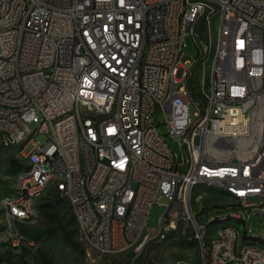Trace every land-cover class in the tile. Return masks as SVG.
I'll return each mask as SVG.
<instances>
[{
  "label": "built area",
  "instance_id": "built-area-1",
  "mask_svg": "<svg viewBox=\"0 0 264 264\" xmlns=\"http://www.w3.org/2000/svg\"><path fill=\"white\" fill-rule=\"evenodd\" d=\"M24 7H31L29 19H21ZM187 36L198 47L191 60L183 58ZM138 38H146L143 59H136ZM207 48H215L211 86L202 83ZM153 92L167 98L165 124L179 152L160 137ZM66 108L76 115L48 132L47 122ZM26 133H33L36 167L20 169V195L2 201L12 230L37 219V193L45 176L57 175L50 186L79 211L76 224L97 251L141 250L152 236L145 230L150 211L165 198L159 238L182 224L200 243V257L213 249L206 264H264V251L240 252L241 239H264L248 226L253 215L264 225V0H0V143ZM41 133L45 140L35 142ZM73 141H81L85 165ZM62 180H71V189ZM194 182L215 183L228 202L206 203V192L190 197ZM232 219L244 223L243 238L222 231L215 247H205L209 226ZM36 244L27 239L26 247Z\"/></svg>",
  "mask_w": 264,
  "mask_h": 264
},
{
  "label": "rangeland",
  "instance_id": "rangeland-1",
  "mask_svg": "<svg viewBox=\"0 0 264 264\" xmlns=\"http://www.w3.org/2000/svg\"><path fill=\"white\" fill-rule=\"evenodd\" d=\"M197 54L198 47L195 41L191 36H187L186 46L184 47V60H191ZM212 62L213 59L211 56L206 65L207 75H209V66H212ZM193 113L194 107H191L192 116ZM45 138L46 136L41 133L35 137V142H43ZM34 145L35 143L31 141L23 151L29 153ZM14 159L22 166H25V163L19 157L18 148L4 147L0 143V264H174L180 257L190 258L196 261V264H200L201 259L198 244L188 239L191 235L188 226L184 229V226L179 224L176 230L166 235L165 239L159 238L156 234L160 228V218L164 212V207L160 204H155L150 211L145 230L152 236L139 251L130 250L123 253H102L97 251L90 247L87 242L81 240L77 225L74 224L70 229L73 230L74 237L81 244L82 252H78L65 240L62 230L56 223H49L44 216L42 218V212L41 219L35 225L19 227L20 229L22 228L21 231L27 239H35L34 236H36L38 238L37 244L31 248L26 247V240L19 247L12 246L7 236L5 208L1 201L14 190L15 172L14 165L12 164ZM49 191H51L50 184L46 187L42 202L52 199L53 195L48 193ZM227 199V196L221 192L212 191L211 196L206 199V203L216 201L222 204L227 203ZM164 202H166L165 198H163ZM193 205H198V203L194 202ZM55 209L66 218L68 217L69 208L66 202L56 203ZM202 216L203 214L199 215V220H201ZM233 224L238 228L239 237L243 238L245 233L244 223L233 220ZM213 226L214 228H220L222 223ZM248 226L256 235H261L264 231V225L261 223V217L259 215H253L248 221ZM213 229L210 230L211 237L215 238L219 230L215 229L213 231ZM251 241L264 249V241L259 238ZM249 242L250 240L241 239L240 246L247 245Z\"/></svg>",
  "mask_w": 264,
  "mask_h": 264
},
{
  "label": "bare ground",
  "instance_id": "bare-ground-1",
  "mask_svg": "<svg viewBox=\"0 0 264 264\" xmlns=\"http://www.w3.org/2000/svg\"><path fill=\"white\" fill-rule=\"evenodd\" d=\"M11 1H18V0H11ZM98 4V0H89V5H96ZM31 15V7H24L21 9V19H29ZM146 46V38H138V45H136V59H143L145 58V48ZM212 56V59L215 58V48H207L204 54V64H201V71H202V83L204 86H211V76L207 75V62L209 58ZM213 63V62H212ZM166 70H174V60H166ZM161 85H168V75H161ZM151 104H156L154 106V115L156 117V126L158 127V131L160 132V137L163 138V143L166 145L168 151L171 152H179V143L175 141V137L173 135V130L170 128V125H166V117L169 116V109L167 105V98H161L160 92H153L151 97ZM76 115V108H66L61 113H56L52 117V121L47 122V129L48 132H56L57 125H60L63 121H68L70 118ZM104 118L105 119H113V110H105L104 111ZM33 141V133H26L21 137L17 142V135L16 134H9V140L6 142V147H14L18 148L19 150V157L21 161L25 163V166H22L21 169H31L36 167V158H32L31 152L25 153L23 150L24 148ZM117 144L119 145H126V138L125 137H117ZM73 154H78V165H85V151H82L81 141H73ZM20 170L15 173L14 176V190L10 194L5 197H18L21 192V183L19 179ZM45 183L40 191L37 193V203H40L41 197L45 194L46 187L50 185H56L57 183V175H50L45 176ZM62 187L64 189H71V180H62ZM51 191H54V186H51ZM212 191H218V186H216L213 182H194L192 186L189 187V195L190 197H197L200 192L211 193ZM61 197H63V190H56ZM85 198L86 200H93V193L92 190H85ZM4 199V198H3ZM2 199V201H3ZM3 207L5 208V219L7 224V236L8 240L14 247H19L23 245L27 238L21 231L19 227H15V231L12 230L11 226V216L10 211L5 207L4 202H2ZM198 203L200 205V198H193V204ZM160 204L164 207L165 210V203H156ZM74 217L79 218V211L77 209H72ZM41 219V209L38 206V216L37 219L35 217H28L27 225H35ZM233 220L240 219H232L230 220H215L213 225L222 223L220 228H214V226H209V233L210 235H206L204 238V246L205 247H215L216 246V237H211L210 230L213 231L219 230L222 231H236V238L239 237L238 228L235 227L233 224ZM243 223L242 221H240ZM77 228L80 232L81 240L87 242L86 233L80 231V227L78 224ZM245 232V230H244ZM106 234L107 235H114V227H106ZM17 236H22L25 238H19L16 243ZM245 235V233H244ZM259 237H247L243 238L244 240H250L247 245L240 246V252H247L250 248H253L258 251H264L260 246L254 244L251 240ZM31 239V238H30ZM189 240L195 241V236L190 235L188 237ZM260 240L264 241V239L259 238ZM198 244V249L200 256H202V247L200 243ZM142 246V238H134L133 239V247H141ZM107 247H114V236H107ZM213 256V249H205L204 250V257H200L201 262L200 264H206L205 259H211ZM183 262V257L178 258L174 264H181ZM196 261H193V264Z\"/></svg>",
  "mask_w": 264,
  "mask_h": 264
},
{
  "label": "trees",
  "instance_id": "trees-1",
  "mask_svg": "<svg viewBox=\"0 0 264 264\" xmlns=\"http://www.w3.org/2000/svg\"><path fill=\"white\" fill-rule=\"evenodd\" d=\"M193 92H194L195 96L199 97L202 100V103H205V98L203 96L195 93L194 90H193ZM12 164L14 165V172L15 173L22 167V165L19 164L15 159L13 160ZM48 193H51L53 195L52 199L50 201L42 202V200L44 199V196H43L41 201H40V204H39V207H40L41 212H42V218L44 216V218H46L49 223H56L59 226V228L62 230V234H63L65 240L76 251L82 252V247H81L80 242L74 237L73 230L70 229V227H72V225L76 224V221H75V217L73 215V212H72V209H71L69 202L67 201V199L61 197L58 192L49 191ZM61 202H66L68 205L69 211H68V217L67 218L64 215H62V213H59L55 209V204L61 203ZM69 212H71V213H69ZM54 231H56V229H54ZM27 232H28V230H27ZM31 236H33V235H31ZM34 237H35V239L38 240V238L36 236H34Z\"/></svg>",
  "mask_w": 264,
  "mask_h": 264
}]
</instances>
